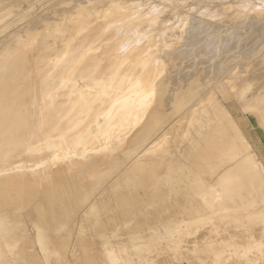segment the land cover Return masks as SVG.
I'll return each instance as SVG.
<instances>
[{"label": "bare ground", "instance_id": "bare-ground-1", "mask_svg": "<svg viewBox=\"0 0 264 264\" xmlns=\"http://www.w3.org/2000/svg\"><path fill=\"white\" fill-rule=\"evenodd\" d=\"M263 10L264 0H0V225L3 227L4 223L7 224V219H12L11 212H14L13 215L15 216L14 219L16 218V222L20 218L18 221L22 225L17 222L20 225L18 226L15 222L16 225H13L15 227L0 231V264H18L17 260H15L16 262L13 261V257V260L10 261H7L6 258L8 257L3 258L4 254H7V249L10 252V249L16 246L17 237L22 236L21 242L28 241L30 239L28 237L32 236H30L31 228H27L28 224H31L30 227L39 224L44 226L48 221L45 218L50 214H47V216L46 213L41 212L55 210L53 208L59 207V205L62 206L61 209L59 208L60 210L65 206L66 209H63L62 212L59 209V211L55 210L57 213L60 212L59 219L56 218L60 220V217L63 218L61 215H63L64 220L61 219V222H64H59L61 224L60 226L53 224V227L57 226V228H60L61 233L59 229L56 230V227L55 230L63 238L67 232L70 233L72 239L70 248L68 254L66 255L65 253L62 260L61 254L65 250L64 252L62 251L63 253L61 250L64 249V244L63 247H56L57 249L50 244V247L53 246L55 250H49L47 253L43 251L44 253L42 254L45 256L44 258L43 255L41 256L44 259H41V264H73V257H75L73 255L77 252L75 249L78 248L76 247V243L80 241L75 240L78 237L77 235L79 233L85 235L87 232L84 233V230L95 231L97 229V231H100L97 227L103 223H98L96 228L95 226H90V224L93 225V222L90 221L92 217L88 218L87 220L89 221H87L86 217L90 213H85V211L89 208L90 210L91 208L95 209V207L97 209L100 205L102 208L106 207L102 204L108 200L113 205H110L108 202L107 204L109 205L105 210H103L104 208L102 209V212H105L104 215L100 216L102 221L104 219L108 221L111 218L113 219L112 215L106 213L110 212L109 206H114L116 210L117 207L121 208H119L121 210L120 213L117 214L118 218L116 217L114 219L115 223H129L128 226L130 227V223L132 222L135 225L139 217L145 222L147 221L146 217L149 212L147 213L146 209L150 206L153 211L155 210L154 213H158L160 217L158 219L155 214V219H158L156 220L157 225L154 224V218L152 221L154 225L151 223L152 219L150 220L149 228L153 229H151L152 234L147 229V223L141 225L142 220L139 221L141 227L145 224L147 225L144 231L146 229L149 231H146L147 233L145 232V235L143 233L140 236H147L149 233L150 237L147 236V238L150 239L144 241L145 237L142 236L143 239L138 237L139 241L143 240L142 242L144 243L141 244L142 242H140L142 246L139 245L136 248L134 246L139 241L133 245L134 250L138 252L135 256L127 252L128 250L125 247L127 244L123 246L122 242V244L120 243L121 245H118L113 240L116 238H114L115 235L109 234L113 237L111 239L106 234L108 231H101L102 233L100 235L99 232H95L96 234L98 233L100 242L96 240L98 236L95 235V239L94 232L89 231L92 233L94 240L103 244V246L100 244L101 247L96 245L95 242L96 249L101 247L100 251L98 250L99 254L97 253L100 258L97 261L95 260L96 262L99 260L100 262L98 263L100 264H137L138 260V263L140 261L143 263L147 260L145 259L147 255L153 258L152 256L159 254V249L161 252L164 250L163 253L168 251L167 254L170 253L173 257L174 261H169L164 264H180V259L184 261L186 259L187 262L185 264H195L193 262L195 260H200L202 264H220L221 261L218 262L216 259H227L226 254H222L226 249L223 246L225 244H229L227 246H229V257L231 256L229 259H233L232 264L239 263L236 262L237 258L235 255L239 260H243L242 257L244 256H241L245 254L242 253L243 249H245L244 251L246 253L255 254L256 257L252 259L253 261L256 259L254 261L255 264H260L261 261L258 260V253L263 252L264 254V165L256 158L254 153L247 151L248 149L245 151V149L241 148L245 145L249 146V142L247 141H245L246 144L243 142L245 145H241L242 141L246 140L244 135L241 134L239 136L242 138L241 142L239 138H237L239 141L237 140L236 142V138L233 136L237 134L236 137H238L240 128L238 129L236 124L234 127V120L230 119V121H234L233 123L228 120L232 115L229 114V118V115L225 116L229 111H227L223 103L219 102L220 100L216 101L215 95L217 92L215 94V91H213L212 93H208L210 95H204L201 91L204 97H201V94L200 97L192 100L193 95H195L194 93L200 88V86L196 88V82L200 74L193 71L195 68L193 69L192 67L197 64H195V61H199L200 57L208 52L203 53L201 50L206 51L215 45L212 37L206 38V36L204 38L206 33L204 34L202 32L203 37L199 38L197 36L198 34L196 33L203 29V24L200 23L201 20L204 22L209 17H212L214 19H211V21H214L215 16L221 14L223 17L220 18L218 15L217 18L223 19L225 17L224 23L232 12L233 15H236V18H234L235 16H231V19L233 17L236 20L239 18L238 16H241V18L242 16L246 17L250 12L255 13L254 16H258L263 13ZM225 15H228L227 19ZM250 15L253 14L250 13ZM248 17L250 16L248 15L245 20ZM204 18L205 20H203ZM254 18H252L254 23H252L253 21L251 24L247 22V24L249 23L248 25L245 22L251 20L249 18L245 22L244 19H241L242 23L245 24H238V22H241L239 19L237 22H233L234 20L229 21L230 23L233 22L230 24L228 22L230 17L225 23L230 24L229 29L231 30L235 29L237 25L243 29L246 27L243 30L244 32L241 30L243 37V34L246 32L247 35L250 34L248 30L255 32L257 28V31L260 32L264 28V21H262L264 18L262 19L260 17L258 19H261V22L256 19V23ZM213 21V25H217L218 22L214 23ZM204 23L205 27L207 26L206 24H210V22L206 23V21ZM223 23L221 21V25L219 24V26L221 27ZM234 23H236V26ZM261 23L263 25H260ZM198 24L201 25L198 26ZM213 25L212 27L216 29L217 27ZM231 25L235 26V28L232 29ZM229 26L227 25V27ZM227 27H224V30L228 29ZM208 29L210 30V28ZM208 29L206 32L209 31ZM222 29L220 30L222 31ZM238 30L240 33V29L234 31L237 33ZM230 31L227 34L228 36ZM216 34L218 35V33ZM233 34L230 35L232 37H222L225 40L221 42L223 44L220 43L219 45L224 50L234 42H241L239 45L243 44L244 40L247 46L250 47L247 42V40L250 41V36L249 38H243L244 40L242 37L237 40V37L234 38L233 36L235 35ZM241 34L236 36L240 38ZM215 36H213V39L216 38V41L219 42L218 37ZM223 36L225 35L223 34ZM251 36L256 42L253 41L252 43V39L250 41L251 43H249L251 46L252 44L256 46L259 43L257 40L259 39L260 41L261 38H258L259 35L256 36L255 34ZM174 38H180V41L183 38L185 41L183 43L182 40L180 45H174V42L178 43V40L175 41L176 39ZM199 40L201 44L196 48L199 49L200 47L201 50H199L202 54L199 53L201 56L199 57L197 53L195 54L197 57L192 56V60L198 58L192 61V64L193 62L195 64L192 65V70H186L187 68L181 70L179 68V64L182 65L180 55L184 53L181 48L188 46V44L190 46L191 44H198L200 43ZM236 43L234 44L237 46ZM255 46L253 48H256ZM242 47L238 48V50L242 49ZM185 48L183 50L187 51ZM220 49L217 51L224 53ZM249 50L247 48L246 52H249ZM234 51L235 54L238 52L237 50ZM242 52L240 50L239 54ZM188 53L191 54V52ZM249 53L248 55L251 54ZM244 54L242 53L243 57L245 56ZM191 55L188 56V60H191V58L189 59ZM207 55L209 54L207 53ZM225 55L230 56L229 54ZM187 56L185 57L187 58ZM204 57L206 56L203 55V59ZM236 57L238 59V56ZM219 58L222 59L221 56ZM203 59L199 62L203 63ZM232 59L229 60L231 61ZM184 62L187 63L186 61ZM204 62H206V59ZM219 62L222 63V61ZM223 62L225 64L224 60ZM236 62L234 61V65ZM216 63V61L213 63L215 64L213 68H217ZM198 64L196 65L197 67ZM239 64L241 66L244 63L241 61ZM232 65L230 66L232 69L230 71L233 72V68L236 71L235 66L233 65L234 67L232 68ZM240 66H238V69ZM210 67L212 69V66ZM206 70L208 73L207 71H205L206 73L204 72L202 75L204 78L211 74L209 69ZM227 71L223 74L225 75ZM241 71H239V76L244 70ZM215 74L214 76H217ZM231 74L228 73L229 76ZM226 76L222 75L224 78ZM239 76L237 75V78L230 77V80L227 78L230 81H228L229 85H225L227 83L226 80L223 85L220 83L222 85L220 87L218 86V81L215 80L217 86L208 87V91L209 88L213 90V88L219 87V89L217 88L219 95L227 89L231 92V94L227 93L228 95H232V97L235 95V97L238 96V99H243L245 90L240 87L241 78ZM246 77L244 76V80H246ZM255 77V81H257L259 77ZM247 80L245 81L246 83ZM219 82H223V80H219ZM256 83L254 84L255 86H257ZM244 84H242V87H244ZM247 84L246 88H249L247 86L250 85ZM262 86L260 85V87ZM253 88L251 87L249 89L252 91ZM255 88L253 89L254 91ZM262 89H258L261 91L258 92L257 90L258 93H254V97H250L254 98L253 100H259L260 98V101L262 99L264 101V90L262 91ZM211 94H215L213 95L215 101L210 99L212 97ZM222 95L224 96L225 94ZM246 97L244 96V98ZM225 99L227 98H223L224 101ZM247 99L242 104L243 106L241 105V108L246 109L247 112L254 113L258 122L264 127V118L262 115L264 109L262 112H259L256 106L259 105L260 101L257 102L255 100L258 104L255 101L248 103ZM236 101L240 102V100ZM260 108L262 109V106ZM179 109L182 110L183 114ZM177 111L182 116L179 118L177 116L176 119L174 116ZM223 114L227 120L223 118ZM183 119L185 120L182 122ZM181 122L183 124L185 122L182 126L183 128L181 127L182 131H180L181 124H179ZM170 123L173 124L174 131L178 129V133H182V139L179 136L181 139L180 143L182 144L179 141L178 143H173L178 133L176 137L173 136L174 133L172 135L174 139H170ZM229 124H233V127L231 128L232 125L230 126ZM234 128H237V130H234L233 134H231V130ZM169 142L173 144L171 145ZM247 146L245 147L247 148ZM161 180L164 181L160 182ZM178 187L181 189V192L183 188L184 191H186L185 189H196L195 193L198 190L200 191L197 193L198 197L195 198L196 195L193 197L194 195L192 193L194 190L192 189L190 200H186V205L184 204V208L186 206H196L197 208V205L200 203L201 207L198 208L203 207L202 211L194 208L199 212L201 211L200 213L198 212L199 214L195 213L189 207L188 209H192L194 212L191 211V214L193 213L192 215L184 210L188 214L182 215L188 217L180 218L179 213L177 216L178 210L181 207L184 209L181 206L183 200L177 197L181 192L178 190L179 194L175 195L181 203L175 198L171 199L170 192L176 191ZM159 190L163 192L160 193L158 192ZM254 192L257 194H254ZM184 193H186V197H190L187 194L188 191ZM180 195H183V193ZM256 195H261L260 197H262L259 202H257ZM234 196L237 199H240L238 197L242 198L236 202V197L234 198ZM178 205L181 207L176 208V215H174V210L172 212L174 216L184 222L179 227L175 223L176 220L177 223L181 222V220L178 221L172 214L167 213L170 216L168 217L166 215V217L163 216L165 213H162L168 210L171 212ZM8 207H11V209ZM170 207L174 208L170 209ZM6 208L8 211L12 210L9 212L11 214L5 212ZM86 214L88 215L85 216ZM141 214H143L142 217L140 216ZM149 215L148 218H150ZM136 216L139 217L136 218ZM162 217L165 218L163 219ZM53 218L52 220L49 219L50 222L57 223L58 220ZM84 218L87 224L89 222V225L84 226ZM11 219L8 223H14L13 221L15 220L11 221ZM135 219L137 220L136 222ZM208 220H210L211 224L214 223V220L218 223L223 222L222 224L226 222L229 225L230 223H234L235 227V223H237V228L240 225L242 226V224L245 225L243 227H247L246 224L249 223L251 225L250 227L248 226V229H243L240 226L242 229L239 231L235 227V230L232 228V232L237 231L227 233L229 237L225 235L229 226L225 227L226 230L223 229L222 231L215 232L218 237L213 232L214 236L218 238L217 243L219 246L212 245L213 241L217 240L214 237H210L215 239L213 241H209V237H207L209 238L208 240L205 238V247L201 242L203 249L201 247L200 249L197 248V241L194 240H192V245L195 244L196 246H188L186 243L189 240L191 242V237H196V232L202 231V228L199 231H193L190 228L195 227L199 229L201 226L198 228V223H203ZM50 222L48 221V223ZM162 222H169L170 224L165 223L164 225ZM48 223L47 226H52V224L48 225ZM82 224L84 227H91L92 230L80 228ZM96 224L94 223V225ZM103 224L105 225V223ZM104 225L102 226V230L104 231L111 228L105 227L107 228L105 229ZM137 225H135V232L141 228L139 225L138 228ZM128 226L126 228L130 231L131 229ZM217 226L219 227L220 225L217 224ZM217 226L216 228L214 227L215 231ZM18 227L22 228L17 230ZM230 227H232V224ZM230 227L229 229H231ZM172 228L178 229L172 230ZM211 229L209 228L210 231L208 233L212 232ZM256 229L258 231H255ZM112 230L111 228L109 231L113 233ZM141 230L143 232L142 228ZM118 231L121 232L120 228ZM115 232L114 234L119 235V232L116 230ZM130 232V235L126 237L127 239L129 236L131 237L133 230ZM125 233H123V237L126 236ZM201 233H198V235H201ZM134 235L136 236V234ZM202 235H205V233ZM222 235H225V237ZM85 236H88V240L93 239L91 235ZM45 237L47 236L45 235ZM53 237L55 236L53 235ZM108 237L114 242H110ZM158 237H165L169 241L165 243L161 242L163 245L160 247V244L156 243L157 241H152ZM48 238L50 237L48 236ZM104 238L108 240H104L103 243L101 241ZM126 238L124 237L122 241ZM224 238L226 240H223ZM81 239L85 238L81 236ZM47 240L49 241L50 239ZM47 240L44 239L46 242ZM94 240L93 242L90 240V245L92 246H86L89 253L96 250L91 249L94 246L92 244ZM244 241L259 243L260 248H254L255 250H252L253 248H243L241 244ZM46 242H44L45 245L48 243ZM58 242L64 243L62 241ZM128 242L130 243L131 241L129 240ZM232 244H236L237 246ZM25 245L26 243L19 246L25 247V249L23 247L25 250V253L22 252L23 255L27 253V247ZM58 245L60 244L58 243ZM85 245H89V243ZM36 249L31 248L28 253L31 255V253L34 254L37 252L35 254L36 257L37 254L39 255L38 250L35 252ZM17 251H14L13 256H15V252ZM212 251H216L218 255L214 253L216 256H211ZM122 252L127 254L122 255ZM22 253L20 254L22 255ZM59 253L61 254L59 255ZM79 253L76 255H79V258H81L83 254ZM95 253L88 255V257L92 256L91 258L96 259L94 256ZM140 253L146 257H142V254L139 255ZM58 255L61 261L55 260V257L57 259L59 258ZM98 255L96 257H99ZM161 256L163 257L164 255ZM168 256L170 257L169 254ZM51 259L55 260V262L53 263ZM27 261L29 262L28 259ZM79 261L84 260L79 259ZM249 261H246L245 264ZM146 262L149 264L151 261L147 260ZM19 264L27 263L21 262Z\"/></svg>", "mask_w": 264, "mask_h": 264}, {"label": "rangeland", "instance_id": "rangeland-1", "mask_svg": "<svg viewBox=\"0 0 264 264\" xmlns=\"http://www.w3.org/2000/svg\"><path fill=\"white\" fill-rule=\"evenodd\" d=\"M250 13L253 14V15H250ZM250 13L248 14V15L251 17V18L248 17L249 19H251V20H249V21H246V20H248V18L245 20V18H246L248 15H247L246 17H243V16H242V18H241V16H238L239 18H238V17H237V18L239 19V21H240L241 19H242V20L244 19V22L246 21V22H245L246 25L249 24V23L247 24V22H250V24H251V22L253 21L252 18H254L255 16H256V17L254 18L255 23H256V19H257V21L261 22V19H260V20H258V19H259L260 17H262V19L264 18V14H263V13H264V10H263V13L260 14V15H258V16H257V15L254 16L255 13H252V12H250ZM218 15H219V16H218ZM218 15H217V16L220 17V18L223 17V15L221 16V14H218ZM217 16H215V20H214V21L212 20L214 23H217V22H218L217 25H215V24L213 25V23H212V21H211V19H214V18L209 17V19L206 18L207 20H205V18H204L203 20H205L206 23H209V22H210V24H211V23H212V24H211V25H210V24H209V25L206 24L207 26L205 27V26H204V25H205V23H204L205 21L203 22V21L201 20L200 23L203 24V25H202L203 29H202L200 32L196 33V34H198L197 36H198L199 38H200V37H203L202 32H203L204 34L206 33V34L204 35V38H205L206 36H207L206 38H209V37L211 38V37H212V41L215 43L216 47H215V45L213 44L215 48L212 46V47H211L212 49L209 48V49H207L206 51L201 50L200 47H199V49H200L203 53L208 51L207 53H208L209 55H207V53H204L203 55L206 56V57H204V59H203V55H202V57H200L201 54H202V52H201L199 49L196 48V47L200 46V45H199V44H201L200 40H199L200 43H198V44H195V45L191 44V46H190V44H188V46H184V48L186 47L185 50H187V51H184V50H183L184 48H181V49H182V52H184V53H182V52H181L182 54L180 53V54H181L180 56H181V61H182L181 63H182V65L179 64V68H180L181 70H185L186 68H187L186 70H188V69L190 70L191 67H192V65H195L196 63L198 64V62H199L201 59H203V63H202V62H199L198 67L196 66L197 64L195 65L196 67H195V66L192 67L193 69L195 68V70H193V71L198 72L197 74H200V75L198 76L199 79H198V81L196 82L197 84H199V85L196 84V86H197L196 88H199V86H200V88H199V90L196 89L197 92L195 91L196 93H194L195 95H193V97H192L193 99H192V100H194L195 98L200 97V95L202 94V92H203L204 95H205V94H208V93H212L213 91H215V94H216V92H217V94H216L217 96H216L215 94H211L212 97H211L210 99H212V100L215 101V99H213V97H214L213 95H215L216 101H217V100H218V101L220 100L219 102H220V103H223L224 106L226 107L227 111H229V113H226L225 116H228L229 114L232 115L231 118H229L230 115L228 116V118H229L228 120H229V121H230V119L234 120V121H235V123H234V127H235V124H236V125H237L236 127H237L238 129L240 128V132L242 131V133L238 132V137H236L237 134H236V136H233L234 138H236V142H237V140H238L237 138H239V140H240V142H241V141H242V138H240L239 136H240L241 134L244 135V137H245L246 140L242 141V144H241V143H240V144H241V145H245V144H246L245 141H247V142H249V143H248L249 146L245 145V146H247V148H246L245 146H244V147H241V148H242V149H245V151L248 149L247 151H250V152L254 153L255 156H256V158H257L258 160H260V161L263 163V165H264V127L261 126V124L258 122L257 117L255 116L254 113H252V112H250V111L247 112L246 109L241 108V107L243 106L242 104H244V102H246V99H247L248 97H250V96L254 97V93L257 94L258 92L261 91V90L259 91L258 89L263 88L262 91L264 90V87H263V86H264V84H263V83H264V81H263V80H264V73H263V72H264V56H263V55H264V40H263V39H264V38L262 39V37H264V36H263V34H264V28L262 29V27H261L262 30H260V32L257 31V30H258L257 28H256V31H255V32H254V31L252 32V31H249V30H248V32H250V34L248 33L249 35H247V32H246V33L243 34V37H242L241 30L243 31L246 27H244V29H243V28H241V27L239 28V27H238L239 25H237V27L235 28L236 23H234L235 26L231 25V28H232V29L235 28V29H233V30L229 29V28H230V26H229L230 24H232L233 22H237V21H238V19H236V20L233 19L234 16H235L234 18H236V15H233V12H232V13L230 14V16H229V17H230V20H228V19H229L228 15H227V16L225 15V16H226V19H227V17H228V19H227L228 22H229V21L231 22V20H232V21L234 20L232 23L229 22L230 24H226V23H225V22H227V20H226V21L224 22V23L226 24V25H225V24L223 23L225 17H224L223 19H220V18H217ZM231 16H233L232 19H231ZM240 18H241V19H240ZM218 19H219V20H218ZM208 20H210V21L208 22ZM220 20L222 21V23H223L225 26H224L223 24H222L221 27L219 26V24H220V22H221ZM242 20H241V22H238V24H240V23H241V24H245V23H242ZM215 21H216V22H215ZM219 21H220V22H219ZM262 21H264V20H262ZM259 22H258V23H259ZM252 23H254V21H253ZM201 24H198V26L201 25ZM263 24H264V23H263ZM263 24L261 23L260 25H263ZM212 25L215 26V27H217V28H216V29L213 28ZM220 25H221V24H220ZM227 25H228L229 27H227ZM218 26H219V27H218ZM224 27H225V28H226V27L228 28V29H226L227 31L224 30V29H225ZM259 27H260V26H259ZM263 27H264V25H263ZM204 28H205V31H204ZM208 28H210V30H211L212 32H211ZM212 28L214 29V31H213ZM218 28H219V30H218ZM222 28H223V29H222ZM207 29H208L210 32H209V31L206 32ZM220 29H222V31H221ZM237 29H240V33H239V30H238V32H237L239 35L241 34L240 38L238 37L239 35L236 33V31H234V30H237ZM217 30H218V32H216ZM230 30L233 31V32L231 33ZM246 30H247V29H246ZM253 30H255V29H253ZM223 31H224V32H223ZM229 31H230V34H229V36H228L227 34L229 33ZM261 31H262L263 33H262ZM208 32H209V33H208ZM213 32H214V33H215V32L218 33V35H217L216 33L214 34ZM219 32H220V33H219ZM225 32H227V33H225ZM243 32H244V31H243ZM243 32H242V33H243ZM221 33H222V34H221ZM233 33H234V34H233ZM251 33H252V34H251ZM253 33H254L256 36L259 35L258 38H261L260 41H259V39L257 40L259 43L257 42L258 44H256V46H255V44H252V46L250 45V43H251L250 41L253 39L252 36H251V35H254ZM256 33H257L258 35H257ZM208 34H209V36H208ZM219 34H220L221 37L219 36ZM223 34H224L225 36H223ZM232 34L235 35V36H233L234 38L237 37V40H238V39H241V37H242V39H243V38L245 39L246 37L249 38V36H250V38H249L250 41L247 40V42H248V44H249L250 47L247 46L246 41L243 39L244 41H243V40H242V41L244 42V43H243L244 45H243V44H240V45H241V46H240L239 43H241V42H237V43L234 42V43L237 44V46H236L234 43H232V44L230 45V47L228 46L227 48H225V50H226V51H225L224 48H223L222 46H220L219 44H220L222 41L224 42V40H225V39H222V37H224V38L232 37V36H230V35H232ZM245 34H246V35H245ZM200 35H201V36H200ZM210 35H211V36H210ZM215 35L218 37L217 39H218L219 42L216 41V38L213 39V36H215ZM236 35H238V36H236ZM216 36H215V37H216ZM226 36H227V37H226ZM244 36H245V37H244ZM256 36H254V37H256ZM256 38H257V37H256ZM174 39H176V38H174ZM177 40H178V43H179V44H178L177 42H174V45H175V44H176V45H180V44H181V41L183 40V38L181 39V41H180V38L176 39L175 41H177ZM235 40H236V39H235ZM237 40H236V41H237ZM179 41H180V42H179ZM184 41H185V40H183L182 42L184 43ZM215 41H216V42H215ZM253 41L256 42V40L253 39V40H252V43H253ZM261 41H263V42H261ZM249 42H250V43H249ZM255 42H254V43H255ZM260 42H261V43H260ZM217 43H218V44H217ZM221 44H223V43H221ZM245 44H246L247 48L250 49L249 52L251 51V48L253 49V50H252L253 52H252V51L250 52L251 54H250L249 52H246V51H247V48H246ZM218 45H219V47H218ZM234 45H235V46H234ZM261 45H262V47H261ZM231 46H232V47H231ZM242 46H245V47H242ZM254 46H255L256 48H253ZM233 47H236V48H233ZM241 47H242V49H239V50H238V48H241ZM187 48H188V49H187ZM189 48H191V49L189 50ZM193 48H194V49H193ZM220 48H221V49H220ZM228 48H229V49H228ZM231 48H232V49H231ZM243 48H245V49H243ZM196 49H197V50H196ZM219 49H220V51H222V52H224V53L218 52ZM222 49H223V50H222ZM230 49H231V50H230ZM254 49H255V50H254ZM188 50H189V51H188ZM193 50H194L195 53L193 52ZM195 50L198 51V52H196ZM217 50H218V51H217ZM234 50H237V51H238V52L236 53L237 55L234 53V52H235ZM240 50H241V52H242L243 50L245 51V52H244V51L242 52L243 54L245 53V54H244V55H245L244 57L242 56V53L239 54ZM227 51H228V52H227ZM229 51H230V52H229ZM231 51H232V52H231ZM233 51H234V52H233ZM188 52H191L192 55H191L190 53H188ZM192 52H193V53H192ZM199 52H200L201 54H200ZM187 53H188V56L191 55V56L189 57V59L191 58V60H188ZM196 53H197V55L200 57L199 61L197 60L198 58H197V59L195 58L194 60H192V59H193L192 56H193V57H197V55H195ZM210 53H211V54H210ZM215 53H216V54H215ZM218 53H219V55H218ZM232 53H234V54H232ZM248 53H249L250 55H248ZM253 53H254V54H253ZM221 54H222V55L229 54L230 56H228V55L222 56ZM231 54H232V55H231ZM246 54H247V55H246ZM233 55H234V56H233ZM240 55H241V56H240ZM259 55H261V56H259ZM183 56H184V57H183ZM185 56H187V58H186ZM218 56H219V57L221 56L222 59H220ZM227 56H228V57H232V58L234 57V59H232V58H229V59H232V60H234V61H237V62H236L237 64L235 63V65H234V61H233V62H232V60L230 61V60L228 59ZM236 56H238V59H237ZM239 56H240V58H239ZM247 56H248L249 58H248ZM209 57H211L212 59L209 58ZM216 57L219 59V61H222V63L219 62V61H217L218 59H217ZM226 57H227V59H225ZM245 57H247V59H245ZM185 58H186V59H185ZM235 58H236V59H235ZM258 58H259V59H258ZM261 58H262V59H261ZM205 59H206V62H207V63L204 62ZM209 59H211V60H209ZM214 59H215V60H214ZM242 59H243V60H242ZM195 60H197V62H196ZM223 60L225 61V64H224ZM184 61H186L187 63H185ZM192 61H195V64H194V62H193V64H192ZM201 61H202V60H201ZM210 61H211L212 64L210 63ZM215 61H216L217 63H219V64L216 63V65H217L216 67H217V68H213L214 65H215V64H213V63H214ZM228 61H229L230 63H229ZM241 61L244 63L243 65L241 64L242 68H240L241 66H240V64H239V62H241ZM254 61H255V62H254ZM258 61H259V62H258ZM249 62H250V63H249ZM251 62H252V63H251ZM253 62H254V63H253ZM261 62H262V63H261ZM231 63L235 66L236 71H234V68H233L234 66H233ZM246 63H247V64H246ZM255 63H256V64H255ZM258 63H259V64H258ZM187 64H188V65H187ZM190 64H191V66H190ZM207 64H208V65L210 64V66H212V69H211V67L208 66ZM221 64H222V65H221ZM230 64L232 65L233 72L230 71V70H232L231 67H230V66H231ZM238 64H239V65H238ZM254 64H255V66H254ZM219 65H220V67H219ZM227 65H229V66L227 67ZM245 65H246V66H245ZM249 65H250V67H249ZM252 65H253V66H252ZM224 66H225L226 68H225ZM236 66H237V68H236ZM238 66H240L239 69H238ZM189 67H190V68H189ZM201 67H202V68H201ZM205 67H208V68H205ZM222 67H223V68H222ZM227 68H228V71H229V72L227 71ZM206 69H209V72H210L211 74L209 73L210 75H209L208 77H205V78H204V76H202V75L204 74L205 71H207ZM210 69H211V71H210ZM216 69H218V70H216ZM224 69H226L225 71H227V72H226L227 76H226V74H225V75L223 74V73H225ZM191 70H192V69H191ZM201 70H202V72H201ZM213 70H214L215 72H214ZM219 70H220V71H219ZM222 70H223V71H222ZM238 70H239V71H241V70L243 71V70H244L245 72H244V71H243V72L241 71L242 73L240 72L241 74H240V76H239V71H238ZM216 72H217V73H216ZM218 72H219V73L221 72V74H219ZM235 72H236V74H235ZM248 72H249V73H248ZM256 72H258V73H256ZM261 72H262V73H261ZM205 73H206V72H205ZM207 73H208V71H207ZM215 73H216V74H215ZM228 73H229V74L232 73V74L229 76ZM246 73H247L248 75H247ZM251 73H252V75H251ZM214 74L217 75V76H214ZM218 74H219V77H218ZM212 75H213V77H212ZM222 75H223V76H226V77L224 78V77H222ZM237 75L241 78V86H240V87H241L242 89L244 88L245 93H246V94L244 93L243 95H244L245 97H246L248 94H249V95H248L246 98H244V96H243V99H242V98H241V99H238V98H237L238 96L235 97V95H233V97H232V95H228V94H231V92H230L229 90H227V89H225V91H224V92H226V93H224V92L222 91V94H225L224 96L221 94L223 97H222L221 95H219V94H218V89H219V87H220V85H221L220 83H222V85H223V84H224V81L226 82V80H227V83H225V85H229V84H228V83L230 82V81H229V80H230L229 78H230V77L237 78ZM250 75H251L252 77H251ZM253 75H254V76H253ZM244 76H245V77L247 76V77H246V80L249 79V77H251L249 80H247V83L250 85V86H247V87H249V88L252 87V88H253V86H254V88H255V87H257V86L260 87V85H261V86L263 85V86L260 87V88H258V87L255 88V91L253 90V89H254V88H253L252 91H251L249 88H246V84H247V83L245 82L246 80H244V79H245ZM255 76L259 77V78H257V81H255V78H256ZM211 77H212V78H211ZM216 77H217L220 81L223 80V82H219V80H218ZM242 77H243V78H242ZM261 77H262V78H261ZM213 78H214V79H213ZM222 78H224L225 80L222 79ZM227 78H228L229 80H228ZM260 78H261V79H260ZM200 79H201V80H200ZM209 79H210V80H209ZM202 80H203V81H202ZM215 80L218 81V83H219L218 86H219V87H216L215 89L213 88V90H211V89L209 88V91H208V87H210V86H211V87H215V86H217V83H216ZM252 80H253V81H252ZM200 81H201V82H200ZM204 81H205V84H204ZM210 81H211V82H210ZM228 81H229V82H228ZM233 81H234V79H233ZM248 81H249V82H248ZM213 82H215L216 84L213 83ZM243 82H244L245 84H244ZM253 82H254V83H253ZM256 82H258L259 84L256 83ZM202 83H203V84H202ZM206 83H207V84L209 83V85H207ZM250 83H252V84H250ZM255 83H256L257 86L254 85ZM200 84H201L202 86H201ZM211 84H212V85H211ZM242 84H244V85H243L244 87H242ZM248 84H247V85H248ZM204 85H205V86H204ZM222 85H221V86H222ZM252 85H253V86H252ZM206 88H207V89H206ZM217 88H218V89H217ZM200 89H201V90H200ZM203 90H204V91H203ZM206 90H207V91H206ZM210 90H211V92H210ZM216 90H217V91H216ZM226 90H227L228 92H227ZM257 90H258V92H257ZM201 91H202V92H201ZM198 92H200V93H198ZM248 92H250V93H248ZM252 92H253V95H252ZM220 93H221V92H220ZM227 93H228V94H227ZM203 94L201 95V97L203 96ZM196 95H198V96H196ZM208 95H210V94H208ZM230 96H231V97H230ZM203 97H204V96H203ZM252 97H250V98L247 99V102H248V103H252V102H254L255 100H256L257 102H259V101L261 100L260 98H259V100H258V99L253 100L254 98H252ZM221 98H222V99H221ZM223 98H227V99H225V101H224ZM229 98H230V99H229ZM231 98H233V99H231ZM239 98H240V97H239ZM251 98H252V102H251ZM210 99H209V101H210ZM235 99H236V100H240V102H239V101H236ZM212 100H211V101H212ZM249 100H250V101H249ZM235 101H236V102H235ZM256 101H255V103H256ZM224 102H225V103H224ZM237 102H238L239 104H238ZM262 102H264L263 99H262V101H260V103H262ZM260 103H259V105L262 106V109L260 108L261 106L256 105V104H258V103H256L255 105L257 106L259 112H262V110L264 109V108H263V107H264V105H263L264 103H263V104H260ZM232 104H233V105H232ZM241 105H242V106H241ZM249 105H252V104H249ZM239 106H240V107H239ZM181 109H182V108H181ZM182 110H183V109H182ZM182 110L179 109V111L183 114ZM180 112L177 111V112H176L177 114L175 113L174 118H176L177 116H178V118L181 117L182 115H180ZM178 114H179L180 116H179ZM262 115H263V118H264V111L262 112ZM225 116H224V114H223V118L227 120V118H226ZM239 116H240V117H239ZM183 118H184V117H183ZM237 118H238V119H237ZM176 119H177V118H176ZM184 120H185V119H183L182 122H183ZM234 121H230V122L233 123ZM182 122L179 123V124H181V125H180V128L185 124V122H184V124H183ZM171 125H172V126H171ZM229 125H230V124H229ZM231 125H232V126H231ZM231 125H230V126H231V128H232V127H233V124H231ZM230 126H229V127H230ZM169 127H171V128H170V131H171V132L169 131V132H170V133H169V134H170L169 137H170V139H174V137L177 136L178 129H176L177 131H176V130L174 131V128H173V124H172V123L169 124ZM182 128H183V127H182ZM182 128L180 129V131H182ZM231 128H229V129H231ZM237 128H236V129L234 128L233 130H231V134H233V131H234V130H237ZM172 129H173V131H172ZM238 131H239V130H238ZM172 132H173V133H172ZM171 133H172V134H171ZM174 133H175V134H174ZM234 133H235V132H234ZM236 133H237V131H236ZM173 134H174V135H173ZM181 134H182V133H180V132L178 133V136H177V138H175V141L172 140L173 143H174V142L178 143V141H179V143L181 142V139H182V138H181V137H182ZM172 135H173L174 137H172ZM179 136H180L181 139L179 138ZM169 137H168V139H169ZM170 139H169V140H170ZM176 139H178V140H176ZM239 140H238V141H239ZM243 142H244L245 144H244ZM169 143H170L171 145L173 144V143H171V142H169ZM170 144H169V145H170ZM180 144H182V143H180ZM237 144H238V143H237ZM238 145H239V144H238ZM250 146H251V147H250ZM163 181H164V180H161L160 182H163ZM193 182H194V181H193ZM160 184H161V183H160ZM180 188H181V187H180ZM192 189H193V188H191V190H192ZM178 190H179V192H181V189H179V187H178V189H177L176 191H174V192H170L171 194H172V193L174 194V195H173V194H172V195L170 194V198H171V197H172L171 199H174V198H175V199H177V201H179V199H180V200H183V201H182L183 203L181 204V206H183V208H184V204L186 205V200H190L189 198H191V193H192V191H191L190 189H189L190 191H189L188 189H185L186 191H188L187 194L190 195V197H186L187 195H186V193H184V192H186V191H184V188H183V189H182V192L180 193V194L183 193V195H184V197H183V195H180V194H179ZM193 190H194V192L192 193V195H194L193 197H195V195H196L195 198H197V197H198V196H197V195H198L197 193L200 192V191L198 190V191L195 193L196 189H193ZM183 191H184V192H183ZM158 192L162 193L163 191L159 190ZM176 192H178V193H176ZM242 192L246 194L245 191L242 190ZM175 193H176V194H175ZM189 193H190V194H189ZM194 193H195V194H194ZM243 193H242V194H243ZM177 194H179V195L177 196V197H179V199L175 196V195H177ZM254 194H257V193L254 192ZM181 196H182L183 198H182ZM256 196H257L256 199L258 200V201H257V200H256V201L259 202V201L261 200L262 197H260L261 195H260V196L256 195ZM180 197H181V198H180ZM235 197H236V196H234V198H235ZM259 197H260V199H258ZM157 198H159V197L157 196ZM185 198H186V199H185ZM187 198H188V199H187ZM238 198H240V199H237V197L235 198L236 202H237V200L240 201L242 197H238ZM184 201H185V202H184ZM239 201H238V202H239ZM104 202H105V201H104ZM104 202H103V204H102L103 206H106V207H107L109 204H110V205H113L112 202L109 201V200H108L107 202H105V203H104ZM108 202H109V204H107ZM110 202H111V203H110ZM179 202L181 203V201H179ZM197 202H198V201H197ZM113 203H114V202H113ZM239 203H240V202H239ZM196 205H197V204H196ZM198 205H199V206H198ZM198 205H197V208H198V207H201L200 203H199ZM238 205H239V204H238ZM100 206H101V205H100ZM100 206H98L97 209H96V207H95V209H94V208H93V209L91 208V210H90V208H89V209H87V210L85 211V213H86V212H87L88 214L90 213L89 215H88V214L85 215V216L88 215V217H86V220H87L88 218H91V217H92V220L90 219V221L93 222V225L90 224V226H95V228H96V226L98 225V223H99V224H100L101 222L105 223V225H104L103 223H102V225H98L97 228H99L98 230H100V231H97V229H96V230L94 229L95 231H93V230L91 229V227H84V226H86V225H89V222H88V224H87L85 218H84V223H83L84 226H83V224H82L80 228H83V229H86V228H87V229H91V230L94 232V234H93V235H94V238H95L96 236H98V237H96L97 239H96V238H95V239H96V240H99V242H100V239H98V238H99L100 233H102V232H107V231H108L106 234H107V235H109V234H110V235H112V234L115 235V236H114V238L116 237L115 239H113L112 236H110V235H109V236H110V238L113 239L116 243H118V245H119L120 243L122 244V242H123V246H124V244H127V245H125L126 249L128 250V251L126 250L127 252L131 253L132 255L134 254V256H135L136 254H138L137 250H134V248H136V247H138V246L140 245V242L143 241V240H141V239H143V237H145V238H144V239H145L144 241L150 239V238H147V236L150 237V236H149V235H150L149 233H148L147 236H144V235H145L147 232H149V231L151 232V234L153 233V232L151 231L152 228H149V226H150V220L152 219V220H151L152 225H154V224L157 225V221H156V220L159 219L160 215L158 216V213H156V212L154 213L155 210L153 211V209H152L151 206H150V207H148V208L146 209V210H147V213H148V212L150 213V215H149V213H148V215L150 216V218H148V215H147V217H146V218H147V219H146L147 221H146V222H145L144 220H142L139 216H136V218L139 217L140 219L137 218V219H138V222H136L137 220L135 219V222H136V223L133 222V223H135V225H137V223H138V225H139L140 227H141V225H143V223H147V225H148V228H147V225H146V224H145L143 227H141V228L143 229V232H142V230L140 231L141 228H139L138 225H137V227L139 228V229L137 228L138 231H139V233L141 232V233L139 234V233H137L138 231L135 232V229H136V228H135V225L132 224V222L130 223V224H131V227L128 226L129 223H126V224H125V223L123 224V222L115 223V220H114V219H115L116 217L118 218L117 214L120 213V211H121V210H120V209H121L120 207H119L120 209L117 207V210H116L114 206H113V207L109 206L108 208H109L110 212H106V213H107V214L109 213L110 215H112V216H113V219L111 218L109 221L106 220V219H104V221H102L100 216L105 214V212H104V213L102 212V209L104 208L103 210H105L106 207H103V208H102V206H101V207H100ZM175 206H176V205H175ZM175 206H174V207H175ZM179 206H180V205H178L177 207H175V209H172V208H174V207H172V208L170 207V209H172L171 212H170L169 210H168L167 212H162V213H165V214H163V216H166V215H167V216L169 217L171 214H172V216L176 215V208L178 209ZM181 206H180V207H181ZM61 207H62V206L59 205V207L57 206V207H55V208H53V209L58 210L59 208L61 209ZM65 207H66V206H65ZM65 207L63 208L64 210L66 209ZM189 207L192 208L193 211H195V213H198V212H199V211L196 210V209H197L196 206H194V207H192V206H186L184 209H182V207L180 208V209L183 210V212H182V210L180 211V209L178 210V212H177V216H178V213H179V217H180V218L188 217V216H185V215H187L188 213H190V215H192L194 212L192 211V209H191V210L188 209ZM8 208L11 209V207H8ZM56 208H57V209H56ZM99 208H100V209H99ZM133 208H136V207H133ZM144 208H146V207H144ZM186 208H187L188 210H187ZM194 208H196V209H194ZM60 209H59V210H60ZM63 209H62V210H63ZM98 209H99V210H98ZM202 209H203V207H202V208H198V210H201V211H202ZM55 210H48V211L46 210L48 213H47L46 211L41 212V213H46V215H47V214H50V215H49L50 218H48V217H49L48 215H47L48 217L45 218V219H48V221L50 222V220H52L53 217H54L53 219H56V220L59 219L60 212L57 213V211H55ZM59 210H58V211H59ZM62 210H60V211L62 212ZM92 210H93V211L95 210V212H93ZM96 210H98L99 212H98V211L96 212ZM156 210H157V209H156ZM173 210L175 211V214H174V215H173V212H174ZM184 210H186V212L188 211V213L186 214V212H185ZM11 211H12V210H11ZM11 211H10V210L8 211L7 208L5 209V212H7V214H11V213H12V214H11V215H12V216H11L12 219H11V218H10V219H11V221H12V220H15V221H13L14 223H12L11 221H10L11 223H8L10 219H7V220H8L7 224L4 223L3 227H2V225H0V227H1V228H0V231L7 230V228L15 227V226H13V225H16L17 222L21 225L20 221H18V220H20V218L17 219V222H16V218L14 219L15 216L13 215L14 212H11ZM50 211H51V213H50ZM90 211H91V212H90ZM114 211H115V212H114ZM117 211H118V212H117ZM172 211H173V212H172ZM191 211L193 212L192 214H191ZM201 211H200V212H201ZM9 212H11V213H9ZM52 212H53V213H52ZM180 212H182V213H180ZM200 212H199V213H200ZM56 213H57V215H56ZM115 213H116V214H115ZM162 213H161V215H162ZM167 213H169L170 215L167 214ZM199 213H198V214H199ZM51 214H52V217H51ZM53 214H55V215H53ZM62 214H63V213H62ZM107 214H106V215H107ZM151 214H152V215H151ZM155 214L157 215L156 217H157L158 219H155V218H156V217H155ZM159 214H160V213H159ZM180 214H181V215H182V214H185V215H182V217H181ZM114 215H116V216H114ZM142 215H143V214H141L140 216L142 217ZM44 216H45V215H44ZM61 216H62L63 218L60 217V220H58L57 223H56V222H53V223L50 222V223H48V221H47V222L44 224V226H43L42 224H41V225L39 224V225H32L33 227H30L31 224H28V227H27V228H29V229L31 228L30 236L32 235L31 237H28V238H30V239L27 238L28 241L25 240V241H22V242H21L20 240H22V238H21L22 236H20L19 238L17 237V238H16V239H17L16 246H14V248L10 249V252H8V249H7V254H4L3 258L8 257V258H6L7 261H10V260H13V259H14L13 261L16 262L15 260H17V263H18V264L21 263V262H22V263H27V264H41V263H42L41 259L44 260L43 258H44V256H45V255L42 254V253H44V252L47 253L49 250H55V249H57L56 247H58V246H62V247H63V244H64V249L61 248V249H63V250H61V252H62V251L64 252V250H65V252H64V253L62 252L63 254L59 253V255L61 254V257H62V260H63V256H64V254H65V253H66V255L68 254V251H69V248H70V242H71L72 239H71V235H70V233H68V232L66 233V236H65L64 238L61 236V234H59V232L61 233V230H60V228H57V226H60V225H61L60 223H63V222H64V221H63V220H64V216H63V215H61ZM152 216H153V217H152ZM167 216H166V217H167ZM56 217H57L58 219H57ZM93 217H94V218H93ZM102 217H103V216H102ZM174 217H176V216H174ZM8 218H9V217H8ZM17 218H18V217H17ZM153 218L155 219V223H154V224H153V222H152V221L154 220ZM162 218H163V217H162ZM164 218H165V217H164ZM164 218H163V219H164ZM176 218L178 219V217H176ZM49 219H50V220H49ZM61 219H63V220H62L63 222H61ZM102 219H103V218H102ZM148 219H149V220H148ZM93 220H95V221H93ZM97 220H98V221H97ZM100 220H101V221H100ZM141 220H142V221H141ZM180 220H181V219H178V221H180ZM54 221H55V220H54ZM87 221H89V220H87ZM139 221H141L142 224L139 223ZM143 221H144V222H143ZM148 221H149V224H148ZM162 221H163V220H162ZM211 221H213V220H211ZM15 222H16V223H15ZM59 222H60V223H59ZM109 222H110L111 224H110ZM209 222H210V220H208V221H206V222L204 221L203 223H205V224H203V223H198V228H199V226H201L199 229H196L195 227H194V228H193V227L190 228V230H193V231H195V230L199 231V230L202 228V229H201L202 231L196 232V237H197V238H196L195 236H192V237H191V238H192V239H191V242H190V240H189V242L186 243L188 246H196V245H198L197 248L200 249V247H201V249H203L202 247H203V246H204V247L206 246V244L204 243V242H205V238H206V240H208L210 237H214V238H216L215 236H217V234H216L215 232L222 231L223 229H225V227H227V226L230 227V225L232 224V227H230L231 229H229V227L227 228V230L225 229V230H226L225 235L227 236V235H228L227 233L232 232V228L235 227V226H234V223H230V225H229V223L226 222V223H224V224H225V226H224V224H222L223 222H219V223H218L217 221L214 220V223L212 222L213 224H211V222H210V225H209ZM18 223H17V225L20 226ZM47 223H48V225H49V224H52V226H51V225L47 226ZM55 223H56V224H55ZM58 223H59V224H58ZM94 223H95V224L97 223V224L94 225ZM107 223H108V224H107ZM163 223H164V225H165V223L170 224L169 222H162V224H163ZM183 223H184V222H182V220H181V222H178V223H177V220H176V223H175V224L178 225V227H179V226H180L181 224H183ZM53 224H54V225H57V226H55V227H56V230L59 229V232H58V233H57V231L55 230V227H53V226H54ZM140 224H141V225H140ZM160 224H161V223H160ZM171 224H172V223H171ZM201 224H203L204 226L201 225ZM217 224L220 225V226L218 227ZM221 224H222V225H221ZM226 224H227V225H226ZM235 224H236V227H235V228H237L238 224H237V223H235ZM103 225H104V228H105V227H111V228L113 229V230H112L113 233H112L111 231H109V230H111V228H110V229H109V228H108V229L105 228V229H107V230H105V231L102 230V226H103ZM106 225H108V226H106ZM125 225H126V226H125ZM132 225H133V228H132ZM158 225H159V224H158ZM166 225H167V224H166ZM212 225H214L213 228H214V227L216 228V226H217L216 231H215V228H214V229L212 228ZM215 225H216V226H215ZM239 225H240V224H239ZM243 225H244V224H242V226H241V225H240V226H241L243 229H244V228L248 229V228L250 227L251 224H250V223H249V224H246L247 227H243ZM21 226H22V225H21ZM115 226H117V227L115 228ZM118 226H119L121 232L118 231V229H119ZM127 226H128L131 230H133V232H132L133 234H131V237L129 236L128 239H127L126 237H127L128 235H130V233H131L130 231H131V230L128 231L127 228H126ZM202 226H203V227H202ZM222 226H223V227H222ZM240 226L237 228L238 231H239L240 229H242V228H240ZM244 226H245V225H244ZM248 226H249V227H248ZM39 227H40V228H39ZM100 227H101V228H100ZM145 227H146L149 231H147V229H146L147 232L144 231V230H145V229H144ZM257 227H258V226H257ZM20 228H22V227H18L17 230H19ZM33 228H34V229H33ZM74 228H75V227H74ZM78 228H79V227H78ZM93 228H94V227H93ZM104 228H103V229H104ZM117 228H118V229H117ZM129 228H128V229H129ZM203 228L206 229V230H204ZM209 228H210V229L212 228V229H211L212 232H210V233H208V232L210 231ZM235 228H234L233 230H235ZM51 229H52V230H51ZM83 229H82V230H83ZM176 229H178V228H172V230H176ZM207 229H208V230H207ZM218 229H219V230H218ZM220 229H221V230H220ZM17 230H16V231H17ZM41 230H42V231H41ZM69 230H70V228H69ZM80 230H81V229H80ZM115 230H116L117 232H119L120 237L117 238V236H119V235H118V234H114ZM125 230H126V233H125ZM152 230H153V229H152ZM203 230H204L205 232H204ZM213 230H214V231H213ZM230 230H231V231H230ZM55 231H56V233H55ZM89 231H90V230H89ZM89 231H85V230H84V233L87 232L85 235H91L92 237H91V236H90V237L93 238L92 233H90V232H92V231H90V232H89ZM96 231L99 232V235H97L98 233H97V234L95 233ZM101 231H102V232H101ZM127 231H128V232H127ZM236 231H237V230H236ZM236 231H234V232H236ZM255 231H258V230L256 229ZM43 232H44V234H43ZM145 232H146V233H145ZM201 232H203V233H201ZM213 232L216 234L215 236H214V233H213ZM234 232H232V233H234ZM39 233H41V234H39ZM115 233H116V232H115ZM120 233H122V234H120ZM123 233H125V235H126V236H124V237L126 238V239H124V241H126L125 243H124V241H122L123 238H124V237H123ZM128 233H129V234H128ZM143 233H144V235H142L143 237L140 236V235L143 234ZM198 233H201V235L205 233V235H202V237H203V238H202L200 234L198 235ZM212 233H213V234H212ZM256 233H258V232H256ZM57 234H58V237H59V238L57 237ZM134 234H136V236H135ZM137 234H138V235H137ZM223 234H224V233H223ZM43 235H44V236L46 235L47 237L44 238ZM53 235H54L55 237H53ZM59 235H60V236H59ZM85 235H84L83 233H81V234L79 233V235H77L78 237H77L75 240H76V241H77V240H80V241H77L78 244H77L76 241H75V243H76V247H78V248H76L77 250L75 249V251H77V252H75V254L73 255V256H75L76 258H77V257L79 258L80 256H79V255H76V254H78V253L80 252V253L83 254V255H81V258H79V259H81V260L83 259L84 261H79L78 258H77V259H78V260H77L75 257L72 256V257H73V262H74L73 264H75V263H77V264H83V263H84V264H92V263H93V264H97L98 262H100L99 260H98V262H96V261H97V259L100 258V256H99L98 254H99V251H100L101 247L103 246V244H102V243H99V242L96 241V240H94V238L88 240V239H87L88 236H85ZM95 235H96V236H95ZM116 235H117V236H116ZM133 235H134L135 237H134ZM197 235H198V236H197ZM225 235H222V236L225 237ZM34 236H35V237H34ZM48 236H49L50 238H48ZM79 236H80V237H79ZM81 236H82V238H85V239H81ZM60 237H61V238H60ZM90 237H89V238H90ZM138 237L141 238V239H140L141 241H139V238H138ZM199 237H201V238H199ZM207 237H209V238H207ZM217 237H218V236H217ZM227 237H229V236H227ZM20 238H21V239H20ZM32 238H33V239H32ZM37 238H38V239H37ZM46 238H47V239H50V240L48 241ZM78 238H80V239H78ZM110 238L108 237L109 240H110ZM120 238H121V241H120ZM193 238H194V239H193ZM198 238H199V239H198ZM214 238H213V239L210 238L209 241H213V240H215ZM18 239H19V240H18ZM44 239L47 240V242H48L49 244H48L46 241H44ZM108 239H107V238H104V239H102L103 241H101V242L104 243V240L106 241V240H108ZM166 239H167V238H165V237H161V238L158 237L157 239H153V240L151 239V240L154 241V242L157 241L156 243H159V244H160V247H161V245H163L162 243H165V242L169 241L168 239H167V240H166ZM197 239H198V240H197ZM211 239H212V240H211ZM216 239H217V240L213 241V244H212L213 246H215V245H216V246H219V244L217 243L218 238H216ZM263 239H264V237H263ZM263 239H260V240H263ZM23 240H24V239H23ZM31 240H32V241H31ZM34 240H35L36 242H35ZM37 240H39V241H37ZM83 240H84V241H83ZM90 240H92V242H93V240H94V243H92V244L94 245V246H93L94 248L92 247V248H91L92 250H93V249H96V247H95V242H96V245H98V246H101L100 244H102L101 247H98V246H97L98 249L94 250V252H96V253L94 254V256H95L96 259L91 258L92 256H91V257H88V255H92V254L94 253L93 251H91V253H89V250H88V248L86 247V246H88V247L92 246V245H90V244H91ZM129 240H130L131 242H130V243H129V242L127 243V241H129ZM132 240L134 241V243H133ZM187 240H188V239H187ZM192 240L197 241L198 244H197V242H196V245H195V244L192 245ZM219 240H221V239H219ZM223 240H226V239L224 238ZM227 240H228V238H227ZM19 241H20V242H19ZM29 241H30L31 243H30ZM52 241H53V242H52ZM54 241H55L56 243H57V241H62V242H64V243L58 242V243L60 244V245H58V243L56 244ZM87 241H88L89 245H85V244H88V243H86ZM114 241L110 240V242H114ZM138 241H139V243H137ZM23 242L26 243V245H25V246L27 247V248H26V252H27L26 254H27L28 256H27L26 254L23 255V253H22V252L25 251V250H24L25 247L23 246L24 249H23V247H19V246H22V245L25 244V243H23ZM33 242H34V244H32ZM44 242L47 243L46 245H47V247H49V248H47V247L44 248V246H46ZM51 242L54 243L55 245L52 244ZM97 242H98L99 244H98ZM148 242H149V241H148ZM150 242H151V241H150ZM161 242H162V243H161ZM199 242H200V243H199ZM201 242H202L204 245L201 244ZM206 242H207V241H206ZM28 243H30V244H28ZM36 243H37V244H36ZM131 243H132V244H131ZM135 243H137V244L135 245ZM143 243H144V242H142L141 244H143ZM145 243H146V242H145ZM244 243H246V244H248V245H246V244H244ZM244 243L241 244V246H242L243 248H246V249H252V248H253L252 250H255L254 248H258V249L260 248V244H259V243H254V242H251V241H249V242H248V241H244ZM251 243H252V245H250ZM17 244H18V245H17ZM27 244H28V245H27ZM43 244H44V245H43ZM50 244L53 245V246L55 247V249L53 248V246L50 247ZM113 244H115V243H113ZM121 244H120V245H121ZM128 244H129V245H128ZM147 244H148V243H147ZM200 244H201V246H200ZM29 245H31V246H29ZM33 245H35V246H33ZM48 245H49V246H48ZM56 245H57V246H56ZM115 245H117V244H115ZM118 245H117V246H118ZM131 245H132V247L129 248V246H131ZM133 245H135L134 248H133ZM145 245H146V244H145ZM202 245H203V246H202ZM227 245H229V244H225V245H223V246H224V249H225V247H226V249L224 250L226 253L224 252V253H222V254H224V255L226 254L225 256L227 257V259H229L231 256L229 257V254H230V253H229V250H228V249H229V248H228L229 246H227ZM232 245H234V244H232ZM249 245H250V247H249ZM253 245H254V246H253ZM258 245H259V246H258ZM104 246H105V244H104ZM127 246H128V247H127ZM140 246H142V245H140ZM158 246H159V245H158ZM223 246L221 245V247H223ZM234 246H237V245L235 244ZM255 246H256V247H255ZM118 247H119V246H118ZM120 247H121V246H120ZM248 247H249V248H248ZM263 247H264V245H263ZM28 248H30V249H31V248H32V249H36V248H38V249L35 250V252L38 250L39 255L37 254L36 257H35V254H36L37 252L34 253V254L31 253V255H30V253H28L30 249L27 250ZM52 248H53V249H52ZM86 248H87V249H86ZM157 248H158V247H157ZM78 249H80V250H78ZM89 249H90V248H89ZM91 249H90V250H91ZM158 249H159V248H158ZM17 250H19L20 252L17 251ZM22 250H23V251H22ZM98 250H99V251H98ZM244 250H245V249H243L242 253H245L246 255H245V254L241 255V256H244V257H242V259H243L244 261L241 260V259L239 260L238 257L235 255V257L237 258V261H236V262H239L238 264H245L246 261H249V260L251 259L249 262H247V264H250V263L253 264V262L256 261V259H254V261H253L252 258H255L256 255L250 253V254L252 255V256H251L249 253H246ZM256 250H257V249H256ZM14 251H17V252H15V256H13V255H14ZM43 251H44V252H43ZM78 251H79V252H78ZM87 251H88V253H87ZM159 251H160V252H159ZM159 251H158L159 254H156V255H155L156 257H155V256H152L153 258H150L151 256L148 257L149 255H147V257L145 256V257H146V258H145L144 255H143L142 253H140L139 255L142 254V255H141L142 257H144L145 259L151 261V262H149V264H152L153 261H155L154 263H156V264H160V263H161V264H164V263L169 262V261H174L172 255H171L170 253H168V254L170 255V257L168 256V254H167L168 251H167V252L165 251V253H163L164 250L161 252V250L159 249ZM12 252H13V253H12ZM18 252H19V253H18ZM30 252H31V251H30ZM50 252H51V251H50ZM85 252H86V253H85ZM92 252H93V253H92ZM5 253H6V252H5ZM11 253H12V256H11ZM20 253H22V255H23L24 257H23ZM24 253H25V252H24ZM80 253H79V254H80ZM84 253H85L86 255H85ZM97 253H98V254H97ZM161 253H162V254H161ZM214 253L216 254L217 252H216V251H215V252L212 251V252H211V254H212L211 256H214V255H215ZM8 254H9L10 256H9ZM18 254L20 255L21 258L18 257V256H19ZM40 254H41V255H40ZM126 254H127V253H123V252H122V255H126ZM160 254H161V255H164V256L162 257ZM227 254H228V256H227ZM240 254H241V253H240ZM240 254H239V255H240ZM258 254H259V255H258V256H259V259H258V260L261 261V262L264 264V258H263V257H264V254H263V252H259ZM261 254H263V255H261ZM6 255H8V256H6ZM17 255H18V256H17ZM25 255H26L27 258L25 257ZM33 255H34V256H33ZM42 255H43V258L41 257ZM59 255H58V257H59L58 259H57V257H55V260H56V261H57V260L59 261V260L61 259ZM96 255H98L99 257H96ZM217 255H218V253H217ZM247 255H248V256H247ZM249 255H250L251 257H250ZM253 255H254V257H253ZM30 256H31V257H30ZM84 256H86L85 258H88V259L83 258ZM160 256H161V257H160ZM215 256H216V255H215ZM215 256H214V257H215ZM10 257H11V259H9ZM12 257H13V259H12ZM15 257H16V258H15ZM28 257H29V258H28ZM33 257H35V258H33ZM40 257H41V258H40ZM159 257H160L161 259H160ZM171 257H172V258H171ZM245 257H246V258L250 257V258H248V259L245 261V259H246ZM17 258H18V259H17ZM19 258H20V259H19ZM31 258H32V259H31ZM38 258H39V259H38ZM154 258H155V260H154ZM157 258H158V259H157ZM162 258H163V259H162ZM244 258H245V259H244ZM261 258H262V259H261ZM22 259H23V260H22ZM27 259L29 260L30 263L27 261ZM35 259H37L38 261L35 260ZM74 259H75V260H74ZM89 259H91V260H89ZM93 259H94V260H93ZM150 259H152V260H150ZM171 259H172V260H171ZM220 259H221V260H220ZM220 259H216L218 262L221 261L220 264H224V263H225V264H228V263H229V264H232V260H233V259H232V260L229 259V260H230V262H229V260L227 261V259H225V258H223V259L220 258ZM18 260H19V261H18ZM51 260H52L53 263L55 262V260H53V259H51ZM88 260H89V262H88ZM95 260H96V261H95ZM147 260H145V261H147ZM180 260H181V261H180ZM180 260H179V263H180V264H185V263L187 262L186 259H185V261H184L183 259H180ZM216 260H214V261H216ZM23 261H24V262H23ZM25 261H26V262H25ZM35 261H36V262H35ZM39 261H40V262H39ZM60 261H61V260H60ZM76 261H77V262H76ZM143 261H144V260H143ZM145 261H144L143 263H142V261H140V263H138V262H139V260H138V261H137V264H147V262L145 263ZM156 261H157V262H156ZM177 261H178V260H177ZM242 261H243V263H242ZM78 262H79V263H78ZM85 262H86V263H85ZM95 262H96V263H95ZM159 262H160V263H159ZM193 262H194L195 264H198V262H199V264H202V262H201L200 260H198V261L195 260V261H193ZM226 262H227V263H226ZM261 262H260V264H262ZM154 263H153V264H154ZM98 264H100V263H98ZM254 264H255V262H254Z\"/></svg>", "mask_w": 264, "mask_h": 264}]
</instances>
